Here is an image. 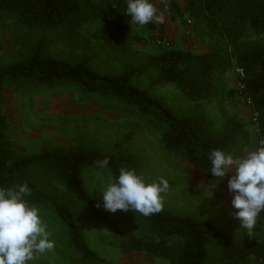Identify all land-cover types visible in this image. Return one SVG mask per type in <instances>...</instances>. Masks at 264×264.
I'll return each mask as SVG.
<instances>
[{
	"label": "trees",
	"instance_id": "trees-1",
	"mask_svg": "<svg viewBox=\"0 0 264 264\" xmlns=\"http://www.w3.org/2000/svg\"><path fill=\"white\" fill-rule=\"evenodd\" d=\"M166 2L172 21L187 16L215 39L208 52L161 49L145 61H136L129 32L138 25L126 14V0H0L1 19L9 20L17 31L38 36L22 59L0 67V188L27 184L31 189V195L25 197L29 206L44 210L62 226L71 252L83 264L109 262L87 244L71 204L76 201L99 213L85 178L101 168L97 160L110 158L103 167L107 183L118 177L121 167L139 173L140 160L124 151L132 134H126L113 152L78 142L20 153L8 132L2 105L4 88L26 83L70 86L117 99L162 129L159 146L164 154L187 162L205 184L214 185L221 180L210 172V151L219 149L244 158L252 143L248 125L224 105L234 92L223 89L219 82L222 72L237 66L245 71V91L251 97L253 113H259V133L264 138V41L246 39L248 34L264 36V0ZM155 27L151 22L141 28ZM53 46L75 50L78 58L71 62L51 57L48 53ZM125 59L128 61L123 63ZM114 60L122 65L119 72L100 69L102 63ZM139 80H149L152 86L174 84L186 106H166L151 88L139 87ZM212 105L219 109L217 116L209 114L207 106ZM128 213L139 221L140 230L130 235L114 229L121 253L143 252L167 264H264V212L251 232L241 234H228L206 218L166 209L150 217L131 210Z\"/></svg>",
	"mask_w": 264,
	"mask_h": 264
},
{
	"label": "rangeland",
	"instance_id": "rangeland-1",
	"mask_svg": "<svg viewBox=\"0 0 264 264\" xmlns=\"http://www.w3.org/2000/svg\"><path fill=\"white\" fill-rule=\"evenodd\" d=\"M157 9V15L163 22L154 20L155 28L144 30L134 26L130 32V45L136 61H145L148 55L161 49H180L193 54L206 53L214 45L213 39L203 25L197 24L185 16L182 20L172 21L166 8V0H150ZM38 38L31 32L17 31L9 20L0 18V67L22 59L28 48ZM152 39L165 40L167 45H155ZM247 40L264 41V36L248 34ZM51 57H59L75 62L78 53L75 50L57 46L51 47ZM128 60H122L123 63ZM107 63V65H105ZM121 64L107 61L100 65L106 72H119ZM232 66L219 76L223 89H231L234 95L224 101L228 110L237 112L240 119L248 125L253 144L245 153L258 147V135L254 131L252 110L241 104L236 95L237 77ZM139 87L151 88L152 94L161 98L166 106L183 108L186 106L179 89L171 83L152 86L149 80L136 81ZM2 105L8 120V132L15 148L21 153H31L43 148L70 147L78 142H90L104 152L117 150V143L131 133L132 137L125 144L124 151L134 154L140 160L137 175H142L147 182L160 177L172 182L164 195V207L180 215H194L215 223L228 234H241L240 222L232 215L238 211L231 205L232 194L227 190L228 179L233 172L226 173L220 182L214 185L204 183L201 174L187 162L164 154L159 146L162 129L140 113L117 99L86 94L70 86H34L26 83L2 90ZM209 114L217 116V105L208 107ZM86 187L92 193L93 188L100 190L107 183V172L100 168L89 172ZM60 190L62 186L57 185ZM96 203H101L99 213L86 210L76 201L72 208L78 218L84 239L98 256L109 264H167L164 260L143 252L124 254L116 245L114 229L134 235L139 232V221L121 210L115 213L102 206V193H92ZM41 219L48 225L49 239L54 241V249L43 255L36 254L27 264H83L71 252L65 230L48 213L39 210Z\"/></svg>",
	"mask_w": 264,
	"mask_h": 264
},
{
	"label": "clouds",
	"instance_id": "clouds-1",
	"mask_svg": "<svg viewBox=\"0 0 264 264\" xmlns=\"http://www.w3.org/2000/svg\"><path fill=\"white\" fill-rule=\"evenodd\" d=\"M126 3V14L132 23L143 27L154 20L163 22L150 0H126ZM260 145L244 158L219 149L211 150L207 157L211 162L210 172L218 181L234 171L227 182V190L232 194L231 205L238 210L232 215L247 232L255 228L258 216L264 212V140ZM109 162L110 158L105 157L95 163L103 168ZM169 188L168 180L163 177L147 182L135 170L121 167L118 177L100 190L93 188L92 193H102V206L107 211L131 210L150 217L163 211V194ZM30 195L27 184L0 188V264H27L36 254L43 255L54 249L48 225L41 219L39 210L30 207L25 199ZM96 207H101V203Z\"/></svg>",
	"mask_w": 264,
	"mask_h": 264
},
{
	"label": "built area",
	"instance_id": "built-area-1",
	"mask_svg": "<svg viewBox=\"0 0 264 264\" xmlns=\"http://www.w3.org/2000/svg\"><path fill=\"white\" fill-rule=\"evenodd\" d=\"M152 42L155 45H161V46L167 45L166 41L161 40V39H152ZM234 73H235V76L237 77V82H236L237 98L239 99L241 104H244L245 106L250 108V110H252L251 97L245 91V78H246L245 71L241 67H236V68H234ZM257 118H258V116L256 115V113H253V111H252V121L254 123V128H255L254 131L258 135V138H259L258 147H260L261 146L260 141L264 140V138H262L260 136Z\"/></svg>",
	"mask_w": 264,
	"mask_h": 264
},
{
	"label": "crops",
	"instance_id": "crops-1",
	"mask_svg": "<svg viewBox=\"0 0 264 264\" xmlns=\"http://www.w3.org/2000/svg\"><path fill=\"white\" fill-rule=\"evenodd\" d=\"M243 112H244L245 114L248 113V112H250V108H249V109L245 108ZM252 144H253V140H252Z\"/></svg>",
	"mask_w": 264,
	"mask_h": 264
}]
</instances>
